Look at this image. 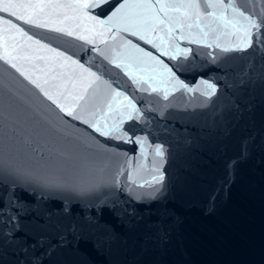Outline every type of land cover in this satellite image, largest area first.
<instances>
[{
  "label": "snow or ice",
  "instance_id": "snow-or-ice-1",
  "mask_svg": "<svg viewBox=\"0 0 264 264\" xmlns=\"http://www.w3.org/2000/svg\"><path fill=\"white\" fill-rule=\"evenodd\" d=\"M104 5L111 8L107 16L100 18L95 10H103ZM24 25L91 45L92 51L121 69L139 92H158L164 100L171 91L198 92L204 97L203 103L211 104L217 112L222 127L230 118L251 112L254 89L258 85L264 89V0H247V7H241V0H118L115 4L111 0H0V61L39 89L61 112L94 133L137 145L140 155L131 174L141 179L131 183L147 189L135 193L123 187L118 170L112 185L115 190L96 201L94 215L72 219L65 204L63 215L70 218L65 222L47 207L37 206L36 199H53L43 191L69 188L85 171L103 172V167L91 165L108 155L109 146L97 141L96 150L89 156H74L55 144L42 142L40 132L22 131L17 121L5 115V105L11 107L15 93L3 76L12 73L0 68V264H49L53 257L62 255L76 258L65 264H91L82 246L91 244L99 251L121 239L115 228L102 221L103 210L109 211L121 227L134 229L143 218L135 207L121 201L120 193L127 191L141 205L161 203L167 191L164 165L172 158L170 146L150 143L148 134L136 135V125L129 124L125 129L126 121L148 123L135 97L118 90L119 86L114 87L102 73L85 67L73 55L51 47ZM156 32L161 35L150 38ZM121 33L150 44L159 55L124 39ZM106 37L113 41L111 45ZM185 40L223 53L241 54L221 65L224 83L220 96L215 82L200 79L195 87H189L178 75L182 67L169 66L160 58L186 59L192 49L180 47V41ZM97 41L105 47L101 49ZM231 61L241 63L226 68ZM221 96H227V101L222 102ZM225 130L230 134L229 129ZM253 143L251 135L242 142L240 156L228 164L230 178L237 165L248 158ZM28 162L36 168L31 179L9 178L11 173L19 174ZM126 163L130 165L131 159ZM23 194L34 199L26 200ZM171 219L180 221L174 212ZM157 236L162 243L169 239L162 224Z\"/></svg>",
  "mask_w": 264,
  "mask_h": 264
},
{
  "label": "water",
  "instance_id": "water-1",
  "mask_svg": "<svg viewBox=\"0 0 264 264\" xmlns=\"http://www.w3.org/2000/svg\"><path fill=\"white\" fill-rule=\"evenodd\" d=\"M117 2L111 0L112 4ZM241 7H247V0H241ZM110 8L111 5H104L103 10L95 11L103 18L109 14ZM24 27L29 29L27 25ZM29 31L51 47L73 55L85 67L102 73L130 98L135 97L134 102L143 108L148 123L126 121L125 129L134 124L136 135L148 134L150 143L155 141L170 146L172 158L164 165L165 199L150 206L141 205L127 191H122L121 201L135 207L143 219L134 229L128 230L121 227L109 211L103 210L102 221L115 228L121 239L99 251L91 244L82 246L91 264H264V89L259 85L254 89L251 112H244L241 118H230V122L222 127L217 112L211 104L203 103L204 97L198 92L171 91L167 100L158 92H139L121 69L92 51L91 45L44 29L32 28ZM159 35L161 33L156 32L150 38L155 39ZM121 36L159 55L155 48L137 37L127 33H121ZM106 39L109 45L113 43L110 38ZM97 42L101 49L105 47ZM180 47L192 49L186 59L182 56L175 61L167 56L160 58L169 66L180 65L183 70L178 75L189 87H195L200 79L215 82L217 96H220V86L224 83L221 65L230 57L241 54L223 53L219 49L188 44L186 40L180 41ZM40 54L51 55L46 52ZM240 63L231 61L226 68ZM0 68L12 73L9 76L5 72L3 76L15 93L11 107L5 105V115L17 121L22 131L40 132L42 142L55 144L74 156H89L96 150L97 141L100 145L109 146L108 155L91 165L103 167V172L85 171L76 176L69 188L51 193L43 191V195H51L53 199H36L37 206L47 207L65 222L70 218L80 220L85 215H94L96 201L115 190L112 185L117 180L118 170V179L123 187L134 189L135 193L147 190L131 183L133 179H141L131 174V168L136 166V158L140 155L137 145L99 136L61 112L39 89L2 61ZM220 99L226 102L227 96ZM212 100L215 101L216 97ZM225 128L230 130V134ZM250 135L254 137L250 154L237 165L234 177L230 178L228 164L240 156L242 142ZM188 140H191L190 144L186 143ZM129 158L130 165L126 163ZM35 172V165L28 162L19 174L11 173L9 178L24 181L31 179ZM23 198L34 199L27 194H23ZM65 204L70 209V218L63 215ZM173 212L180 217L178 223L171 219ZM161 224L169 233L166 243L157 236ZM75 259L62 255L53 257L49 264H65Z\"/></svg>",
  "mask_w": 264,
  "mask_h": 264
}]
</instances>
